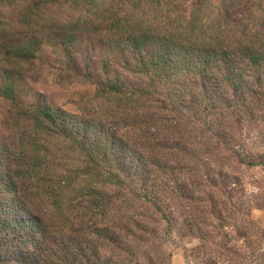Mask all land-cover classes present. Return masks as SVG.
<instances>
[{
  "label": "trees",
  "instance_id": "1",
  "mask_svg": "<svg viewBox=\"0 0 264 264\" xmlns=\"http://www.w3.org/2000/svg\"><path fill=\"white\" fill-rule=\"evenodd\" d=\"M44 47L59 81L95 86L88 104L107 115L21 99L25 67ZM96 64L103 77L94 78ZM0 98L10 106L0 232L7 223L32 231L26 250L12 254L0 236V264H87L99 252L82 224L66 234L72 199L93 208L120 188L126 201L174 211L193 165L220 173L246 165L245 124L264 103V0H0ZM59 146L80 154L79 166L61 170L71 154L61 158Z\"/></svg>",
  "mask_w": 264,
  "mask_h": 264
},
{
  "label": "rangeland",
  "instance_id": "2",
  "mask_svg": "<svg viewBox=\"0 0 264 264\" xmlns=\"http://www.w3.org/2000/svg\"><path fill=\"white\" fill-rule=\"evenodd\" d=\"M54 59L52 50L44 47L38 58L25 67L21 99L27 103L42 101L70 116L88 111L99 113L100 118L107 115V108L88 104L96 97L95 86L80 83L64 86L59 81ZM100 69L99 64L94 66V78L103 77ZM9 108L0 98V145L4 135H9ZM255 113H258L255 119L250 115L245 124L246 165L230 162L217 167L223 173L203 171L193 165V169L183 172V177L188 178L181 188L185 199L177 196L174 211H157L147 206L144 197L126 201L129 192L120 188H115L114 198L93 208L77 198L65 204V217L74 224L66 234L74 235L82 224L85 231L81 233L89 240L88 247L99 252L98 256L87 257V264H264V166L247 165L251 156H262L264 160V103ZM55 151H60L61 158L71 154L68 164L60 163L61 170L82 162L75 150L69 153L59 146ZM208 174L210 182L205 179ZM3 195L0 186V211L2 218H6L9 209L3 206V201H10L7 199L10 196ZM105 205L106 211L102 209ZM9 206L15 209L13 204ZM4 223L1 221L0 227ZM104 228H109V233H103ZM31 232L30 226L7 223L0 236L7 237L12 254L26 250Z\"/></svg>",
  "mask_w": 264,
  "mask_h": 264
}]
</instances>
